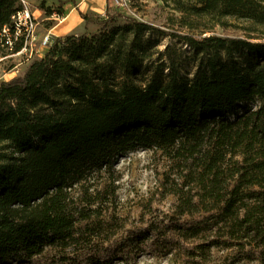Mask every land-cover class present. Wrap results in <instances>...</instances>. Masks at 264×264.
Instances as JSON below:
<instances>
[{"label": "trees", "instance_id": "obj_1", "mask_svg": "<svg viewBox=\"0 0 264 264\" xmlns=\"http://www.w3.org/2000/svg\"><path fill=\"white\" fill-rule=\"evenodd\" d=\"M171 3L193 32L117 24L123 14L109 6L103 17L81 12L84 32L54 37L0 81V264L129 263L145 253L264 264V0ZM23 7L0 0V49L8 39L22 49L13 16ZM217 25L259 35H204ZM164 35L190 47L192 75L181 48L159 50ZM138 146L170 160L160 202L173 203L161 210L151 197L131 218L108 189L114 179L95 192L90 179Z\"/></svg>", "mask_w": 264, "mask_h": 264}, {"label": "rangeland", "instance_id": "obj_2", "mask_svg": "<svg viewBox=\"0 0 264 264\" xmlns=\"http://www.w3.org/2000/svg\"><path fill=\"white\" fill-rule=\"evenodd\" d=\"M62 1V0H61ZM72 1L77 4L78 0ZM64 2V1H62ZM53 10L52 14H47L45 10L40 8V1L35 6L41 10H31L35 12L36 19L34 28L25 33L24 44L20 51L13 52L6 44L0 49V81L9 80L24 72L28 64L36 57L42 56L48 46L43 45L45 36L50 35L57 37L55 34L66 35L71 32L82 33L85 31L84 20L79 17L80 10H67L65 7H60L62 10H57L60 5L59 0L52 3H47ZM29 7L32 4H28ZM123 14L118 18L116 23H124L125 18H133L140 21L148 22L167 31H179L182 33L193 32L185 26H181V13L174 9L171 0H125L122 4H117L114 0H107L106 8L103 10H84L86 13L105 16L107 7ZM72 13V14H71ZM83 13V12H82ZM67 17L66 20H64ZM64 20V21H63ZM231 22L247 26L250 23L245 20L230 19ZM93 26H91V30ZM236 31V32H235ZM198 33L199 31H194ZM236 28L233 30H225L217 25L211 31L204 35H238L243 37L258 36V31H245L238 33ZM158 48L160 51L170 45H176L181 48L183 57L186 59V67L183 71H189L190 75L194 72L197 62L192 60V50L190 47L178 39L171 36H158ZM264 39V37H263ZM20 41V39H19ZM18 41V42H19ZM146 78V76L140 77ZM170 160L160 151L153 148L135 147L128 153L119 156L113 165L112 169H103L100 174H95L91 177L90 182L92 187L91 192H95L97 188H103L110 184L111 178L114 179L113 184L108 189L115 190L116 203L118 211L131 218H139L141 214V204L154 197V206L161 210H169L173 203V196L167 197L160 202L162 194L160 188L164 172L169 169ZM86 186H84L85 188ZM83 189V188H81ZM81 193V190L76 191V196ZM115 264H179L175 262L172 255L156 256L150 253L140 254L138 257L130 259L129 263L115 262ZM257 264V262L251 263Z\"/></svg>", "mask_w": 264, "mask_h": 264}, {"label": "built area", "instance_id": "obj_3", "mask_svg": "<svg viewBox=\"0 0 264 264\" xmlns=\"http://www.w3.org/2000/svg\"><path fill=\"white\" fill-rule=\"evenodd\" d=\"M24 7L21 11H18L14 16L13 20L16 26V34L20 35L22 32L30 31L34 28V21L36 19L35 14L31 11V8L28 5V2L26 0H21ZM84 0H79V2H82ZM117 4H122L125 0H114ZM9 28L6 26L3 29V35H8ZM25 34V33H23ZM54 38L50 35L45 36L43 40V45L49 46L53 42ZM7 45L12 49L13 48V41L8 39L6 42Z\"/></svg>", "mask_w": 264, "mask_h": 264}, {"label": "crops", "instance_id": "obj_4", "mask_svg": "<svg viewBox=\"0 0 264 264\" xmlns=\"http://www.w3.org/2000/svg\"><path fill=\"white\" fill-rule=\"evenodd\" d=\"M26 1L28 2V4L30 3L32 4V7L30 5L31 10H36V11L41 10L35 6L37 3H39L40 0H26ZM53 1L55 0H48V3H52ZM62 1H64L63 3H64L65 9L72 10V13L74 10H80L83 13H86V11L84 10H103V8H106V5H107V0H84L82 2H79L78 0L77 4H73L72 1H66V0H62ZM36 11H34L33 13L35 14ZM79 17L80 19L82 18L80 14H79ZM55 35L62 36L61 34H55Z\"/></svg>", "mask_w": 264, "mask_h": 264}, {"label": "bare ground", "instance_id": "obj_5", "mask_svg": "<svg viewBox=\"0 0 264 264\" xmlns=\"http://www.w3.org/2000/svg\"><path fill=\"white\" fill-rule=\"evenodd\" d=\"M64 20H66V18H65ZM64 20H63V21H64Z\"/></svg>", "mask_w": 264, "mask_h": 264}]
</instances>
